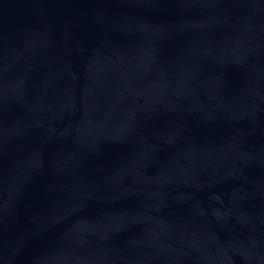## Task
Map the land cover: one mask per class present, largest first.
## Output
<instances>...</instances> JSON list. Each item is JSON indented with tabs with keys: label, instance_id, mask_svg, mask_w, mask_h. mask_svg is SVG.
<instances>
[{
	"label": "water",
	"instance_id": "95a60500",
	"mask_svg": "<svg viewBox=\"0 0 264 264\" xmlns=\"http://www.w3.org/2000/svg\"><path fill=\"white\" fill-rule=\"evenodd\" d=\"M0 264H264V0H0Z\"/></svg>",
	"mask_w": 264,
	"mask_h": 264
}]
</instances>
